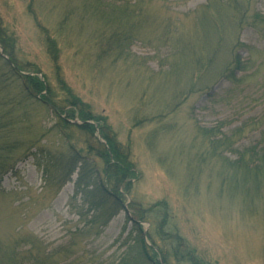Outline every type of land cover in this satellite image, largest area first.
Here are the masks:
<instances>
[{"label":"rangeland","instance_id":"rangeland-1","mask_svg":"<svg viewBox=\"0 0 264 264\" xmlns=\"http://www.w3.org/2000/svg\"><path fill=\"white\" fill-rule=\"evenodd\" d=\"M0 32L23 73L55 87L52 48L66 85L129 150L137 176L126 204L166 203L208 263L264 264V170L244 181L228 164L264 146V0H0ZM1 49L0 146L14 167L0 187V264H149L124 210L92 207L78 170L63 183L68 140L85 151V134L53 130L55 114L38 103L6 115L2 101L21 86ZM236 54L234 82L224 73Z\"/></svg>","mask_w":264,"mask_h":264},{"label":"trees","instance_id":"trees-1","mask_svg":"<svg viewBox=\"0 0 264 264\" xmlns=\"http://www.w3.org/2000/svg\"><path fill=\"white\" fill-rule=\"evenodd\" d=\"M0 43L4 49V53L15 65L10 68V72L21 86L19 96H12V99L4 98L7 100L2 101L7 107L6 115L12 113V110L20 108V106L24 107L26 103L27 108L38 103L55 114L57 122L54 128H52L53 130L62 132L63 130L77 128L85 134V151L75 149L71 140H68L71 161L68 164L63 163L62 165H65L64 167L68 166L63 183L69 180L71 175L78 170L76 184L80 190L86 192L85 199H91L96 195L95 201L97 202H94L92 207L108 206L111 216L124 210L127 214V220L132 223V229L136 231V243L147 263L170 264L169 260L173 258L178 263L213 264L199 258L196 250L188 244L175 227L171 226L172 216L166 203L161 202L146 208H140L139 204L135 201L126 204L127 198L125 196L130 195L132 181L137 176L134 165L130 161L129 150L122 148L115 141V137L107 132L104 126L100 127L97 123L98 119L88 106L75 96L66 85L57 66L58 59L52 52L53 49L50 48L48 53L51 55L52 62L56 66L58 81H56L55 87L50 84L45 76L42 80L34 72L30 73L27 71L24 74L23 72L26 70L22 65L18 64L19 62H17L14 56V43L4 42L1 36ZM6 65L8 66L9 64L6 63ZM226 67L224 77L234 82L238 81L235 73L244 70V63L241 61L239 55L233 56ZM1 88L5 89L6 87ZM23 110L27 113L28 119V109ZM75 117L81 120L82 123H72L71 120L75 119ZM88 121H96L101 138L105 141L104 143L95 136L96 126L90 124ZM5 124L0 122V130L5 128ZM262 140L264 141V135ZM6 146H0V187L4 176L9 172V169L14 167L11 166L13 165L12 163H9V158L2 154L5 150H11V148L9 149ZM36 150L37 148L34 144L28 146V156L34 154ZM93 154L101 160L103 165L101 169H98L93 164L91 159ZM228 164L231 168L234 167L241 170L244 181H247L249 176L258 181L260 173L264 170V146L260 147V145L256 144L239 150L238 158ZM145 222L154 227L153 231L146 233V235L144 234L142 225ZM154 233L161 237L165 243H168L169 247L167 249H169V252L162 251V247H159L158 251L155 249L156 241ZM148 241L150 245L147 243ZM156 257H159L160 260H157L158 258Z\"/></svg>","mask_w":264,"mask_h":264},{"label":"water","instance_id":"water-1","mask_svg":"<svg viewBox=\"0 0 264 264\" xmlns=\"http://www.w3.org/2000/svg\"><path fill=\"white\" fill-rule=\"evenodd\" d=\"M1 51V53L3 54V51L2 50H0Z\"/></svg>","mask_w":264,"mask_h":264}]
</instances>
